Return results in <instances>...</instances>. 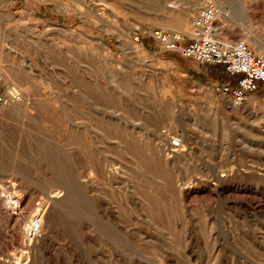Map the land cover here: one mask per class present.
Returning <instances> with one entry per match:
<instances>
[{"label": "rangeland", "instance_id": "rangeland-1", "mask_svg": "<svg viewBox=\"0 0 264 264\" xmlns=\"http://www.w3.org/2000/svg\"><path fill=\"white\" fill-rule=\"evenodd\" d=\"M200 1L264 56V0H0V264H264V91L150 37Z\"/></svg>", "mask_w": 264, "mask_h": 264}, {"label": "built area", "instance_id": "built-area-1", "mask_svg": "<svg viewBox=\"0 0 264 264\" xmlns=\"http://www.w3.org/2000/svg\"><path fill=\"white\" fill-rule=\"evenodd\" d=\"M217 17L218 8L207 2L192 20V33L188 35L187 41L183 42L179 37L161 31L152 32L150 37L163 50L177 52L203 65H220L228 78L237 76L235 85L227 82L216 86V91L240 103L246 96L264 91V56L255 55L242 41L235 43L217 41L215 39ZM168 147L171 151L178 150L182 147L181 141L172 138Z\"/></svg>", "mask_w": 264, "mask_h": 264}, {"label": "crops", "instance_id": "crops-1", "mask_svg": "<svg viewBox=\"0 0 264 264\" xmlns=\"http://www.w3.org/2000/svg\"><path fill=\"white\" fill-rule=\"evenodd\" d=\"M198 70L207 81L211 82L212 84H216L217 86L227 82L235 85L238 78L237 76L228 78L223 67L220 65H206L205 67L201 68V70L198 68Z\"/></svg>", "mask_w": 264, "mask_h": 264}, {"label": "bare ground", "instance_id": "bare-ground-1", "mask_svg": "<svg viewBox=\"0 0 264 264\" xmlns=\"http://www.w3.org/2000/svg\"><path fill=\"white\" fill-rule=\"evenodd\" d=\"M30 1H32V0H30ZM50 1L55 2V3H59V4L62 5L64 8H69V5H67V3H65L66 0H50ZM216 1H217V0H216ZM238 1H239V0H238ZM240 1H241V0H240ZM244 1H245V0H244ZM246 1H247V0H246ZM221 2H223V1H221ZM224 2L226 3V1H224ZM224 2H223V4H224ZM229 2H230V1L228 0L227 3H229ZM234 2H235V1H234ZM234 2H233V3H234ZM202 3H203V4H202ZM233 3H232V4H233ZM240 3H241V4H240L241 6L239 5V7L241 8L240 13H241V15H242L243 17H244L245 15H246L245 17H247V14H246L247 12L245 13V9H246V8L243 7V10H242L243 0H242ZM246 3H247V2H246ZM200 4L204 5V2H203V1H200ZM230 4H231V3H230ZM230 4H229V5H230ZM202 5H201V6H202ZM220 5H221V4H220ZM234 5H235V4H234ZM248 5H249V4H248ZM201 6H200V7H201ZM221 6H222V5H221ZM223 6H224V5H223ZM77 8H78V7H75L74 9L78 10ZM222 8H223V7H222ZM224 8H225V7H224ZM226 8H227V7H226ZM228 9H230V8H228ZM231 9H232V8H231ZM197 11H199V10L197 9ZM228 11H229V10L226 11V10L224 9V10H223V15H221L222 12L219 13V11H218V16H219V18H220V16H223V17H224V16H225L224 14L227 15ZM246 11H247V9H246ZM229 13H230V12H229ZM240 13H239V14H240ZM249 13H250V12H249ZM261 13H262V12H261ZM263 13H264V10H263ZM217 18H218V17H217ZM248 18H249V17H248ZM220 19H221V18H220ZM245 19H246V18H245ZM173 21H174V20H173ZM179 22H180V21H179ZM176 23L178 24V22H176ZM177 24H176V25H177ZM183 24H184V23H183ZM171 25H172V24H171ZM188 25H189V24H188ZM168 26H169V24H168ZM173 26H174V25H173ZM173 26H172V27H173ZM179 27H180V25H179ZM179 27H178V28H179ZM173 28H174V27H173ZM175 28H176V27H175ZM186 28H187V27H186ZM179 29H181V28H179ZM184 29H185V28H184ZM253 39H254V38H253ZM254 41H256V40H254ZM243 43H244V42H243ZM258 44H259V43H258ZM262 44H263V43H262ZM246 45H247V44H246ZM263 47H264V46H263ZM248 48H249V47H248ZM13 94H14V92H11V93H10L11 98H12L15 102L20 101V97H16V96H14ZM221 96H223V95H221ZM226 97H227V96H226ZM181 146H182V145H181ZM181 148H182V147H181ZM16 200H17V199H16ZM22 201H23V200H22ZM16 202H17V201H15V202L12 201V203H15V204H16ZM9 203H10V202H9ZM17 203H18V202H17ZM19 203H20V202H19ZM21 204H22V202H21ZM18 206H19V204H18ZM18 206H17V208H18ZM6 215H8V214H6ZM47 223H48V222H47Z\"/></svg>", "mask_w": 264, "mask_h": 264}]
</instances>
